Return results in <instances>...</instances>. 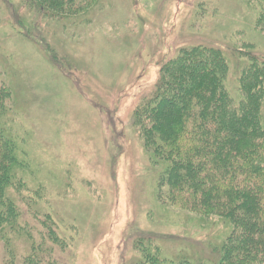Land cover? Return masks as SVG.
<instances>
[{
    "label": "rangeland",
    "instance_id": "rangeland-1",
    "mask_svg": "<svg viewBox=\"0 0 264 264\" xmlns=\"http://www.w3.org/2000/svg\"><path fill=\"white\" fill-rule=\"evenodd\" d=\"M96 3L86 19L54 22L0 0L5 130L22 165L15 199L28 235L0 241V264H142L144 251L159 264L215 259L231 225L157 200L159 169L132 112L160 67L200 44L225 50L235 100L242 60L232 49L253 45L264 57V34L240 0ZM48 228L62 245L48 240Z\"/></svg>",
    "mask_w": 264,
    "mask_h": 264
},
{
    "label": "trees",
    "instance_id": "trees-1",
    "mask_svg": "<svg viewBox=\"0 0 264 264\" xmlns=\"http://www.w3.org/2000/svg\"><path fill=\"white\" fill-rule=\"evenodd\" d=\"M16 1L18 8L54 22L86 19L98 4ZM240 1L252 16V29L264 34V0ZM16 10L12 15L17 24L29 29ZM246 48L232 49L242 60L235 100L226 90L225 50L200 44L182 48L167 60L152 94L132 112V124L159 169L157 200L232 227L213 247L215 259L188 258L174 264H264V57L253 45ZM10 97V89L0 84V241L5 242L28 236L21 233L25 228L20 227L15 199L24 188L18 174L22 165L5 130ZM47 230L49 241L63 244L52 228ZM143 254L148 259L142 264H159L158 256Z\"/></svg>",
    "mask_w": 264,
    "mask_h": 264
}]
</instances>
